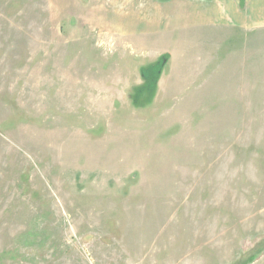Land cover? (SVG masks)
<instances>
[{"label": "rangeland", "instance_id": "374dc122", "mask_svg": "<svg viewBox=\"0 0 264 264\" xmlns=\"http://www.w3.org/2000/svg\"><path fill=\"white\" fill-rule=\"evenodd\" d=\"M245 4L0 0V264H264Z\"/></svg>", "mask_w": 264, "mask_h": 264}, {"label": "crops", "instance_id": "0c3cea01", "mask_svg": "<svg viewBox=\"0 0 264 264\" xmlns=\"http://www.w3.org/2000/svg\"><path fill=\"white\" fill-rule=\"evenodd\" d=\"M224 0H221V2H223ZM263 3V5H264V0H246V10H247V14H246V16H250V17H252V24H250V23H248L247 22V24L246 25H244V26H240L239 24H236V25H238L239 26V28H242L243 30H247V31H252V30H254L256 27H259V26H262V25H264V24H262V25H260L259 24V22H262V21H258V24H255L254 22H255V20H253V19H255V14H259V13H263V16H264V10L263 11H261L260 9H259V11H258V9L256 8V6L255 5H257L258 6V3ZM199 6H201V5H199ZM198 6V7H199ZM196 9V8H195ZM214 9H215V7H213L212 8V10H211V15H214L215 17L213 18V21H218V19H220L221 21H223L222 20V15L223 14H227L226 13V10H227V12H229L231 15H234V17L236 18V21L237 22H239V20H238V18L240 17V16H244V13H242L241 12V10H238L237 8H232V5L230 6V7H228L227 9H223V8H220L219 6H217V10L215 9V11H214ZM195 14V16H198L199 17V22H201L203 19H206V16L205 17H203V18H201V20H200V17L201 16H203L202 14H201V12L197 9V11L194 13ZM190 16L191 15H188V18H190ZM254 17V18H253ZM218 22H220V21H218ZM264 23V22H263Z\"/></svg>", "mask_w": 264, "mask_h": 264}]
</instances>
